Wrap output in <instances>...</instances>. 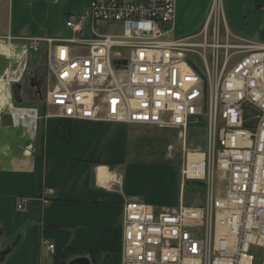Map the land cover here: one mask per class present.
Listing matches in <instances>:
<instances>
[{"label":"built area","instance_id":"2783aa9c","mask_svg":"<svg viewBox=\"0 0 264 264\" xmlns=\"http://www.w3.org/2000/svg\"><path fill=\"white\" fill-rule=\"evenodd\" d=\"M177 14V0H91L87 14L67 17L69 35L10 36L11 44L29 59L44 48L47 116L207 124V150L187 149L183 165L186 180L207 185L205 202L156 209L127 200L122 264H254V249L264 253V40L235 35L222 0L197 33L176 36ZM245 107H254L249 119ZM40 112L22 105L13 117L37 123ZM216 173L227 176L223 195Z\"/></svg>","mask_w":264,"mask_h":264},{"label":"crops","instance_id":"0c3cea01","mask_svg":"<svg viewBox=\"0 0 264 264\" xmlns=\"http://www.w3.org/2000/svg\"><path fill=\"white\" fill-rule=\"evenodd\" d=\"M255 1L223 0L222 9L248 39L263 40L264 11ZM177 2L175 35L199 32L202 28L195 29L205 25L214 1ZM90 3L0 0V90L6 91L5 99L0 95V226L6 240L18 238L0 264H57L60 248H99L106 229H122L124 204L130 199L156 209L206 200L186 192L183 165L186 150H193L187 145L189 127L74 119L72 140L66 143L54 138L56 117L43 119L35 132L31 120L26 124L8 114L22 106L13 99L11 86L19 72L6 60L11 37L67 36V17L87 14ZM18 124L27 125L35 138ZM48 241L56 247L49 249ZM112 262L122 264L121 250L107 252L101 264Z\"/></svg>","mask_w":264,"mask_h":264},{"label":"rangeland","instance_id":"374dc122","mask_svg":"<svg viewBox=\"0 0 264 264\" xmlns=\"http://www.w3.org/2000/svg\"><path fill=\"white\" fill-rule=\"evenodd\" d=\"M222 4H223V0H222ZM212 6H213V2H212ZM254 6H255V2H254ZM208 10L209 9L207 8L206 13L208 12ZM202 11H203V7L199 10L198 15H200L202 13ZM223 12H224L226 22H227L229 29L235 35H237L241 38H245V39L248 38L247 34H245V32L243 30L241 31L232 25V23L229 19V16H228L225 9H223ZM219 17H220V15H218V16L214 15L213 16V19L211 20V22L209 24L210 31L212 30V27L215 24V20L218 19ZM198 20H199V16H198V18L196 16V21H198ZM220 22H225V21L223 18H221ZM203 26H204V22L199 27H196V29L195 28H193V29L199 30ZM224 26L225 25H221V28H223ZM235 35H230V42H233L236 40ZM223 39L226 40L227 38L224 37ZM11 48H12V50H10V55L9 56L5 55V56H6V60L10 63L11 67H13V68L16 67L19 73L22 71V78L20 81L22 82L23 100L24 99L25 100L23 102H21V104L22 105H30V106L36 105L41 110V112H40L41 117L38 118L37 123H35L34 121H31L32 125L30 128L32 130H35V132H36V131L40 130V128H41V123H42L41 121L43 119H46L47 117H52V116H47V113L49 114V111H51V109H50V107H47V106L45 107V103L43 101L45 91H46V84H45V88L43 90H39V89L37 90V88L31 84V79H32L31 77L36 76V75H34L35 72H32V71H34V70L40 71L41 69H39V68H44L45 73H47V66H46V63H44L45 62L44 57H41L40 53L33 54L32 57L29 59L28 57L25 58L24 56H19L18 55L19 49L17 47L12 46ZM191 56L193 57V59L196 62H200L201 56L198 53H191ZM25 64H26V67H25ZM35 64H37V65H35ZM45 80H46V78H45ZM0 92H1L0 93L1 98L5 99L4 97L6 96V91L0 90ZM13 99H14V97H13ZM5 101L3 103H5ZM244 110H245V117L248 119L250 117H252V115L254 114V111H255L254 107H245ZM8 114L11 117H13V115L10 114L9 111H8ZM27 120L29 122L30 119H27ZM18 128H21L22 130L28 129V131L30 132V129H29V127H27V125L23 126L22 124H18ZM30 134L34 135V133L32 134L31 132H30ZM207 134H208V129H207V124L205 122L189 126V128L187 130V136H188L187 145L193 149L195 147L197 149H201V150L206 151L207 146H208V144H207L208 135ZM34 138H35V135H34ZM181 153H182V151L180 149V152L177 155V157H179L177 159V161H179L181 159V155H182ZM227 183H228L227 176L221 177L218 173H216L215 185H214V188L216 190V194L223 195L226 191ZM209 187L212 188L210 185H209ZM186 192H187V195H190V196L192 195V192H193L198 197L205 198V196H207V185L205 183H204V185H202L198 180H190L188 182ZM13 240H14L13 238H11L10 240H6L4 233H2L0 236V244H1L0 248L3 250V248H5L7 246V244L12 242ZM6 242H8V243H6ZM3 244H5L6 246L3 247ZM254 251L256 253V259H255L254 264H263L264 253L262 251V248L256 247L254 249ZM111 264H117V263L112 262Z\"/></svg>","mask_w":264,"mask_h":264},{"label":"trees","instance_id":"16d2710c","mask_svg":"<svg viewBox=\"0 0 264 264\" xmlns=\"http://www.w3.org/2000/svg\"><path fill=\"white\" fill-rule=\"evenodd\" d=\"M255 7L264 11V0H256ZM262 34L264 36V29ZM43 51L44 54H42ZM37 52L40 53L41 57H44V61H45L44 63H46V53L44 48L40 49ZM72 120L73 119L65 118V117L57 118V124L54 131V138L56 140L66 143L71 142ZM199 182L202 185H204L205 183L204 181H199ZM122 233H123V229H106L104 233L105 235H104L103 244L99 248H76L70 246L60 248L57 253V262H58L57 264H64L63 263L64 260L67 261L70 258L78 255H88L91 258L93 264H101L104 255L107 252L121 250Z\"/></svg>","mask_w":264,"mask_h":264},{"label":"water","instance_id":"95a60500","mask_svg":"<svg viewBox=\"0 0 264 264\" xmlns=\"http://www.w3.org/2000/svg\"><path fill=\"white\" fill-rule=\"evenodd\" d=\"M126 62V61H124ZM13 89V95L14 99L21 103L23 102V94H22V82L21 81H15L12 84ZM3 233V228L0 226V235ZM18 238H15L12 242H10L4 250H2V255L0 256L1 259H3L13 246L16 244ZM64 264H93L91 258L88 255H78L75 257L70 258L67 261H64Z\"/></svg>","mask_w":264,"mask_h":264},{"label":"flooded vegetation","instance_id":"af4514ba","mask_svg":"<svg viewBox=\"0 0 264 264\" xmlns=\"http://www.w3.org/2000/svg\"><path fill=\"white\" fill-rule=\"evenodd\" d=\"M41 69L40 71L39 70H34L32 72H35L34 75L36 76H33L31 77V84L34 85L37 90H43L45 88V84H46V73H45V69L44 68H39ZM40 72V73H39ZM2 255V251H0V256Z\"/></svg>","mask_w":264,"mask_h":264}]
</instances>
